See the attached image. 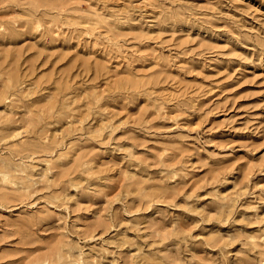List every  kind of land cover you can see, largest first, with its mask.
I'll list each match as a JSON object with an SVG mask.
<instances>
[{
    "label": "rangeland",
    "instance_id": "rangeland-1",
    "mask_svg": "<svg viewBox=\"0 0 264 264\" xmlns=\"http://www.w3.org/2000/svg\"><path fill=\"white\" fill-rule=\"evenodd\" d=\"M0 264H264V0H0Z\"/></svg>",
    "mask_w": 264,
    "mask_h": 264
}]
</instances>
